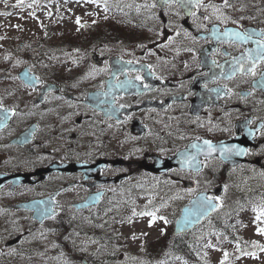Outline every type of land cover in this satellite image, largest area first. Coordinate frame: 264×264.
<instances>
[{
  "label": "flooded vegetation",
  "instance_id": "af4514ba",
  "mask_svg": "<svg viewBox=\"0 0 264 264\" xmlns=\"http://www.w3.org/2000/svg\"><path fill=\"white\" fill-rule=\"evenodd\" d=\"M28 1L50 17L56 4L86 0ZM95 1L108 13L78 18L75 43L54 28V51L65 40L77 54L40 61L63 69L21 64L27 56L13 44L0 66V264H40L50 224L72 239L57 264H105L99 248L78 252L73 241L114 235L81 226L111 220L157 178L167 195L183 185L211 194L236 171L264 181V14L237 13L236 0ZM195 144L186 166L156 171ZM250 191L264 195V183Z\"/></svg>",
  "mask_w": 264,
  "mask_h": 264
},
{
  "label": "rangeland",
  "instance_id": "374dc122",
  "mask_svg": "<svg viewBox=\"0 0 264 264\" xmlns=\"http://www.w3.org/2000/svg\"><path fill=\"white\" fill-rule=\"evenodd\" d=\"M236 1L237 3L233 4L230 9L237 13L242 10H256L264 14V0ZM38 4L28 0H22V2L21 0H0V66L9 62L10 59H7L8 52L11 51L9 45L13 44L17 45L19 53H25L27 56V60L22 61L21 64H33L35 69L46 70L48 74H52V69L59 67L63 69L67 58L77 52L74 49L70 51L71 46L65 43V40L62 44H58L62 53L54 51V44L59 40L57 38L62 36L55 32L56 29L62 30L63 36L75 43L74 33H71V30L77 27L78 18L81 17L88 22L90 18L93 20L103 18L102 16L108 13L95 0L63 1L54 5V10H51V7L47 8V11L51 10L52 13L48 17L39 10ZM213 8L216 9L217 4ZM53 21H57L59 25L54 26ZM47 23L51 29L43 30V26ZM66 33L69 34L64 35ZM21 43L23 46L20 45ZM54 57L63 59L64 64L47 68L41 65L42 58L43 61H51ZM224 176L222 174V178ZM228 179L229 182L219 200L222 206L231 205L233 208L236 205L234 203H241L239 207H236L232 221V225H236L238 240L225 241L223 236L212 235L209 232L204 235L205 233L201 231L211 224L212 219L209 220L200 230L189 235V237H194L193 242L195 243L199 239V249H202L199 257L195 259L196 263L179 258L175 261L164 260L170 254L169 249L175 238L173 228L176 217L180 213V207L194 192L186 190L183 185L178 189H173L172 193L167 195L164 191L158 190L161 178L156 179V190L153 189L149 193V189H146L138 200L124 202L122 208L115 209L111 220L103 217L102 222L95 224L88 221L87 224H83L81 227L84 230L91 231L97 228L101 232L113 234L114 237L108 238L110 242L101 243L87 235L91 240L90 243L82 234L80 238L75 237L73 241L76 251L85 250L86 253L92 247L99 248L101 250L99 254L102 255L105 264H264V195L260 193L252 197L250 191L253 184L261 186L264 181H256L255 178H250L238 171L232 172ZM200 181L204 183L208 179ZM244 196H248V200L254 206L258 199L260 202L258 207L246 206ZM108 212L110 211H104V213ZM142 213H153L155 219ZM52 228H54L52 224L45 226L43 228L44 239L38 238L42 242L40 264H57L59 259L66 258L64 250L57 248L63 238L68 243L66 245L64 241L63 248L71 247V235L65 237L66 233L52 232ZM86 243L91 246L85 249ZM110 255H116V258L113 260L109 258ZM59 264L68 263L60 261ZM78 264L83 263L80 260Z\"/></svg>",
  "mask_w": 264,
  "mask_h": 264
},
{
  "label": "water",
  "instance_id": "95a60500",
  "mask_svg": "<svg viewBox=\"0 0 264 264\" xmlns=\"http://www.w3.org/2000/svg\"><path fill=\"white\" fill-rule=\"evenodd\" d=\"M227 144L228 143L216 144V148L224 147ZM199 146L200 144H195L187 149H184L183 151H180L176 155L172 156V158L160 163L159 167H157V170H166L169 167L175 165H184V163H186L190 159H188L187 157H189L191 153L197 150ZM210 148L213 150L212 147ZM220 155L226 158L229 163H236V161L233 160V155L229 154L227 155V157L224 154ZM222 189L223 187L217 188L215 190V193L218 195L221 194ZM218 206L219 204L216 198H208V194L206 192L200 193L182 209V213L176 221L175 233L179 234L193 229L198 223L208 217ZM49 216L50 214H48L47 217Z\"/></svg>",
  "mask_w": 264,
  "mask_h": 264
},
{
  "label": "trees",
  "instance_id": "16d2710c",
  "mask_svg": "<svg viewBox=\"0 0 264 264\" xmlns=\"http://www.w3.org/2000/svg\"><path fill=\"white\" fill-rule=\"evenodd\" d=\"M226 211L228 212L230 211V209H227ZM227 229L228 228H226L222 222H219V220L213 219L211 224L205 230H203V232L205 233L204 235H206V233L209 232L212 235H218L222 237L228 234ZM187 236L188 235L181 236L183 238H181L180 241L177 239L173 241L172 243L173 247L171 249L173 253V258L180 257V258H185L186 260L190 262H195V259H196L195 252L198 251L197 243L193 242V237H189L188 239ZM232 240H234V238Z\"/></svg>",
  "mask_w": 264,
  "mask_h": 264
},
{
  "label": "snow or ice",
  "instance_id": "6c2138e0",
  "mask_svg": "<svg viewBox=\"0 0 264 264\" xmlns=\"http://www.w3.org/2000/svg\"><path fill=\"white\" fill-rule=\"evenodd\" d=\"M21 2H22V0H21ZM236 35H237L240 39H248V38H249L248 36H246V35L242 36V35L239 34V33H236ZM257 43H258V47H260L262 50H264V42H259V41H258ZM258 55H259V58H260L261 60H264V51H262V52L259 53ZM254 68H255V63H253L252 68L249 69V71H250V72H253V74H254ZM241 70H242V69H241ZM261 83L264 84V80H262ZM205 143H206V144H209V147H211L210 142L205 141ZM142 214L150 215V216L153 217V220L155 219V215H154L153 213H142ZM161 219H162V217H161ZM150 223H151V222H150Z\"/></svg>",
  "mask_w": 264,
  "mask_h": 264
}]
</instances>
